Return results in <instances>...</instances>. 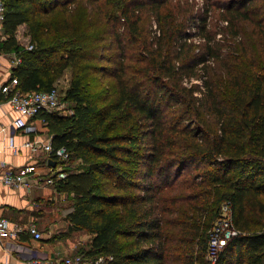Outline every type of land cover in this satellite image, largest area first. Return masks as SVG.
<instances>
[{"label":"trees","instance_id":"1","mask_svg":"<svg viewBox=\"0 0 264 264\" xmlns=\"http://www.w3.org/2000/svg\"><path fill=\"white\" fill-rule=\"evenodd\" d=\"M4 1L0 51L21 58L17 87L51 90L71 71V112L36 117L80 160L55 188L74 198L69 231L93 235L82 252L211 264L228 202L240 234L215 264H264V0L207 1L201 18L191 0Z\"/></svg>","mask_w":264,"mask_h":264},{"label":"crops","instance_id":"2","mask_svg":"<svg viewBox=\"0 0 264 264\" xmlns=\"http://www.w3.org/2000/svg\"><path fill=\"white\" fill-rule=\"evenodd\" d=\"M27 31L26 43L21 42L18 34L20 28ZM16 36L21 45L27 47L30 44L28 28L25 24L18 27ZM7 37L3 22L0 23V42ZM12 52L0 51V82H7L12 78L15 64L13 63ZM61 80V79H60ZM18 115L12 110L4 98L0 99V161L6 162L14 168L27 163H34L40 168L41 179L32 184L30 188H10L0 184V215L8 217L21 224H35L43 234L42 239L36 240L29 231H24L17 239L6 238L4 244L0 245V264H26L31 254H38L50 260L66 256L69 253L74 256L78 248V238L84 233L88 235L87 248H90L93 235L86 229L73 230L72 237L66 240L57 239L51 241V235L55 234L59 227H68L70 221L67 215L61 224L57 221H50L48 215L47 200H58L67 193L59 192L55 185L44 182L50 169L46 166V154L44 152L34 153L25 144L34 140L48 141L51 139L49 128L45 121L39 117L26 118L25 127H17L14 120ZM73 207V206H72ZM72 208L70 209V211ZM69 211V212H70ZM68 212V213H69ZM67 213V214H68ZM47 226V231H46ZM77 235V236H75ZM20 242L28 246L31 254L20 253L15 250V243ZM86 243V242H85ZM80 244V243H79ZM29 250V251H30ZM74 253V254H73Z\"/></svg>","mask_w":264,"mask_h":264},{"label":"built area","instance_id":"3","mask_svg":"<svg viewBox=\"0 0 264 264\" xmlns=\"http://www.w3.org/2000/svg\"><path fill=\"white\" fill-rule=\"evenodd\" d=\"M6 4L0 0V23L5 20ZM156 28V25L154 26ZM33 46L29 44L27 48ZM21 58L16 57L13 63L19 64ZM18 80L11 78L7 82H0V99L4 98L12 110L18 115L14 120L17 127L26 126V118L37 116L40 111H59L66 114L60 99L58 88L51 90L22 91L17 87ZM64 110V111H63ZM34 153L44 152L46 154V166L50 171L45 177L44 182L49 185L64 178L67 172L64 168L69 160L70 154L65 147L55 149L52 140H34L25 144ZM42 181L40 168L34 163H27L18 168H14L6 162L0 161V184L10 188L26 187L30 188L36 181ZM29 231L36 240L42 239L43 234L35 224L24 225L8 217L0 215V245L4 244L7 238L17 239L19 235ZM240 234V230L235 226L232 216L231 205L225 202L222 205L221 216L215 221L209 231L207 258L211 264H215L219 258L227 239ZM15 250L20 253L31 254L28 246L20 242L15 243ZM30 250V251H29ZM111 256H98L97 258L87 257L84 252L58 257L55 260L47 259L38 254H31L26 264H106L111 260Z\"/></svg>","mask_w":264,"mask_h":264},{"label":"rangeland","instance_id":"4","mask_svg":"<svg viewBox=\"0 0 264 264\" xmlns=\"http://www.w3.org/2000/svg\"><path fill=\"white\" fill-rule=\"evenodd\" d=\"M191 1L195 2V7H196L195 12L197 13L196 15H198V17L201 18V16L204 15V11L202 10L203 4H205L207 1L212 2V1H218V0H191ZM197 19L198 18H195V20H193V22L189 26L188 32L190 33L191 38L193 40L197 41V43H199V42H203V39L202 38L200 39L199 36L197 35L198 30H199V28H198L199 22L197 21ZM224 23L225 22L219 21V26L223 27L222 25H225ZM252 27L253 26L248 27V29H250ZM26 33H27V31L23 27H21L20 31L18 32V34H20V36L22 37L21 42L23 44L26 43L28 40V38L25 37L27 35ZM218 38H219V36H218ZM11 55H12L11 58H13V59L18 57L17 53H11ZM70 75H71V71L68 70L67 73L61 78V80L59 81L58 86H57V88L60 91V99L62 102V106H63L64 110L66 111V113L71 112L70 107H69L70 102L63 99L64 92L70 83ZM67 164L72 166V167H78L81 163H80V160L73 159V160H70ZM193 168L194 167H190L189 171H192ZM46 203H47V207H48V213H49L48 215L51 218L50 221H57L59 224H61L64 220V215L65 214L67 215V213L72 208L73 203H74V198H73V196L66 195V196L59 197L58 200H56V199L47 200ZM47 229L48 228L46 226V231H47ZM72 235H73V233H71V231H69L68 227H59L58 230L56 231V233L51 235V238L56 237V239L54 241H56L57 239L66 240L70 236L72 237ZM75 236H77V235H75ZM88 238L89 237L86 233H84L80 238H78V243H77L78 249L74 253H80V252L86 251L88 249L86 247L87 242H88ZM71 254L72 253H69L67 255H71Z\"/></svg>","mask_w":264,"mask_h":264}]
</instances>
